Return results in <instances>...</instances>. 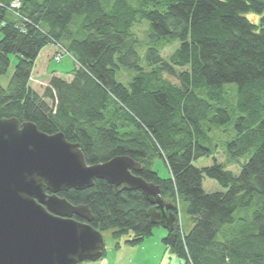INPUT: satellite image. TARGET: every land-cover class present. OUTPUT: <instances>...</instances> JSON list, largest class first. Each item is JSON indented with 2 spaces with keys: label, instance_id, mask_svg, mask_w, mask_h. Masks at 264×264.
<instances>
[{
  "label": "trees",
  "instance_id": "obj_1",
  "mask_svg": "<svg viewBox=\"0 0 264 264\" xmlns=\"http://www.w3.org/2000/svg\"><path fill=\"white\" fill-rule=\"evenodd\" d=\"M15 1L0 0V76L8 72L10 56L18 57L8 87L0 84V119L63 132L80 144L88 164L119 155L140 162L136 174L158 185L173 204L174 228L162 241L185 264H264V0H137V6L114 0L109 9L103 0H18L16 9ZM250 12L261 16L259 24L246 17ZM77 15L86 31L82 38L70 29ZM142 20L150 23L147 68L132 31ZM173 41L180 46L167 61L161 49ZM51 44L67 51L75 68L71 80L52 71L40 93L30 78ZM121 67L136 72L128 86L116 78ZM230 89L237 118L227 161L240 165L238 175L217 160L194 165L215 152L212 126L233 121L228 108L212 113V102L224 100ZM157 156L169 177L154 169ZM206 176L224 191L206 192ZM256 194L260 204L237 219ZM60 196L87 205L93 227L112 230L115 240L129 236V245L143 244L160 226L151 221L154 205L140 190L117 191L105 179ZM182 200L192 222L188 231L180 220Z\"/></svg>",
  "mask_w": 264,
  "mask_h": 264
},
{
  "label": "water",
  "instance_id": "obj_2",
  "mask_svg": "<svg viewBox=\"0 0 264 264\" xmlns=\"http://www.w3.org/2000/svg\"><path fill=\"white\" fill-rule=\"evenodd\" d=\"M140 162L119 155L88 164L79 143L47 134L33 122L0 119V264H82L103 258V233L87 205L60 193L85 190L98 179L117 191L140 190L154 205L151 221L174 228L173 204L158 185L136 174ZM79 218V219H78Z\"/></svg>",
  "mask_w": 264,
  "mask_h": 264
},
{
  "label": "rangeland",
  "instance_id": "obj_3",
  "mask_svg": "<svg viewBox=\"0 0 264 264\" xmlns=\"http://www.w3.org/2000/svg\"><path fill=\"white\" fill-rule=\"evenodd\" d=\"M103 2L105 6L109 9L112 7L114 0H103ZM130 3L133 6L138 5L137 0H130ZM246 17L255 24L260 23L261 16L259 14L250 12L246 14ZM81 23H82V16H78V15L75 16L73 22L71 23L70 29L76 32V37L82 38L86 35V31L81 28ZM1 27L2 26L0 24V39L2 38ZM132 31L138 36L139 39L137 45V51L141 58V65L147 68V61L145 56L147 49L149 47V31H150L149 21L142 20L140 22L135 23L132 27ZM179 46H180L179 41H173L172 43H168L161 49V55L167 61H170L173 53L179 48ZM55 49L56 48L53 44L46 46L43 51V58H46L45 57L46 53H50V55H53L55 53ZM58 51L65 53V50L61 47L58 49ZM55 54L53 55V58L52 56L51 58L47 57L46 62H44L45 65L44 67H47V69H49L50 74L52 71H56L62 77L67 78L68 76H70V72L75 68L74 60L68 53H65L60 60H56L54 57ZM10 58H11V66L8 72L0 76V84L5 88L8 87L11 75L14 71V67L18 62L17 55L12 54ZM135 74L136 72L134 70H131L126 67H121L116 72V78L119 82L128 86L129 83L132 81L133 77L135 76ZM166 77H169L173 82H178L176 78H171L169 75H166ZM33 78L36 79L34 76ZM30 82L34 86L33 88L39 92H41L42 90L44 92V89L47 87V84H41L39 81L37 82L30 81ZM227 87L236 88V85L230 84ZM212 104H213L212 113H214L215 108L217 107H225L230 109L233 113V121L226 126H212L210 131V136L212 138V147L215 150V152L211 156L203 157L195 160L194 165L198 168H202L205 166H211L214 163V161L217 160L219 163L224 164L226 169L232 171L235 175H238L241 170L240 165L232 164L227 161L228 158L227 143L232 139H234V137L236 136L235 120L237 116L233 110L236 104V96L234 90L230 89L224 100L213 101ZM154 169H156L159 172L160 176L163 178H167L170 175V171L165 160L160 156H157L155 158ZM203 188L208 193L224 191V188L220 185V183L217 180L209 178L207 176L203 180ZM261 201H262V196L256 194L254 198V202L250 208L237 211L236 213L237 219L239 217L245 216L247 213L251 214L260 204ZM180 220L183 224L184 229L188 231V229L192 226V222L190 220L189 215L186 212V202L184 200L181 201V205H180ZM167 232H168L167 229L164 228V226L160 225L154 229L153 236L148 237L145 243L141 245H129L125 243V241L129 238V236H124L121 237L119 240H115L112 235V230L105 231L103 233V237L105 240V250H106L105 256L96 262H84V263L100 264L101 261L106 260L111 264H159L160 259H159L158 249H155L154 245L153 246L146 245V243L149 242V240H151L150 242L152 243L160 241V244L162 246L161 239L163 238V235L166 236ZM118 242H120V246L116 247V243ZM145 248L147 249L145 250Z\"/></svg>",
  "mask_w": 264,
  "mask_h": 264
},
{
  "label": "crops",
  "instance_id": "obj_4",
  "mask_svg": "<svg viewBox=\"0 0 264 264\" xmlns=\"http://www.w3.org/2000/svg\"><path fill=\"white\" fill-rule=\"evenodd\" d=\"M55 46V53H57L58 49L60 48L59 45L53 44ZM45 49V48H44ZM44 49L40 52L36 62H35V66L33 69V76L36 78V80L41 81L43 83H48L50 78H51V74L49 72V69H47V67H44V62H46L47 57L48 58H53V55H50V53H46L45 57L43 58V51ZM56 75L62 77L61 75H59V73L56 72ZM64 78V77H63ZM66 80H71L72 79V75L70 74V76H68L67 78H65ZM34 87V86H33ZM43 93V90L40 92ZM153 236V235H152ZM165 237V235H163V238ZM163 238L161 240H163ZM151 240H149V242L146 243V245H154L155 249H158V254H159V264H185V261L181 258H179L175 253H173V251L165 246L162 242V246L160 244V241L157 242H150ZM146 242V241H145ZM144 242V243H145ZM164 245V246H163ZM147 247V246H146ZM147 248H145L146 250ZM82 264H86V263H82ZM100 264H111L110 262L103 260L100 262Z\"/></svg>",
  "mask_w": 264,
  "mask_h": 264
},
{
  "label": "built area",
  "instance_id": "obj_5",
  "mask_svg": "<svg viewBox=\"0 0 264 264\" xmlns=\"http://www.w3.org/2000/svg\"><path fill=\"white\" fill-rule=\"evenodd\" d=\"M19 5H20V4H19V1L16 0L15 2H13L12 7H13V8H17V7H19ZM62 56H63V53H62V52H58V53L55 55V59H56V60H60V59L62 58ZM30 80L32 81V80H34V78L31 77ZM36 81H37V80H36Z\"/></svg>",
  "mask_w": 264,
  "mask_h": 264
},
{
  "label": "bare ground",
  "instance_id": "obj_6",
  "mask_svg": "<svg viewBox=\"0 0 264 264\" xmlns=\"http://www.w3.org/2000/svg\"><path fill=\"white\" fill-rule=\"evenodd\" d=\"M17 8H19V7H17ZM15 9H16V8H15ZM58 52H59V51H58ZM58 52H57V53H58ZM57 53H56V54H57ZM65 53H67V51H65ZM65 53H63V55H64ZM56 54H55V55H56ZM54 57H55V56H54ZM32 75H33V74H32ZM31 77H33V76H31ZM33 81H36V79L32 80V82H33ZM37 81H38V80H37ZM37 81H36V82H37ZM39 82H40L41 84H48V83H43V82H41V81H39ZM33 84H34V83H33Z\"/></svg>",
  "mask_w": 264,
  "mask_h": 264
}]
</instances>
